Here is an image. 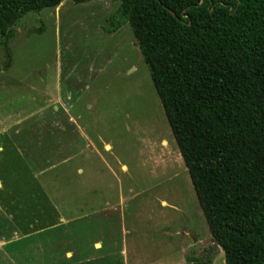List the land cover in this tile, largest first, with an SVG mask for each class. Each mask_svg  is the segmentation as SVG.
I'll return each instance as SVG.
<instances>
[{
    "label": "rangeland",
    "instance_id": "obj_1",
    "mask_svg": "<svg viewBox=\"0 0 264 264\" xmlns=\"http://www.w3.org/2000/svg\"><path fill=\"white\" fill-rule=\"evenodd\" d=\"M118 6L29 12L8 69L0 44V264H226Z\"/></svg>",
    "mask_w": 264,
    "mask_h": 264
},
{
    "label": "trees",
    "instance_id": "obj_2",
    "mask_svg": "<svg viewBox=\"0 0 264 264\" xmlns=\"http://www.w3.org/2000/svg\"><path fill=\"white\" fill-rule=\"evenodd\" d=\"M63 1L0 0L6 69L16 22ZM118 1L105 31L131 25L226 264H264V0Z\"/></svg>",
    "mask_w": 264,
    "mask_h": 264
},
{
    "label": "water",
    "instance_id": "obj_3",
    "mask_svg": "<svg viewBox=\"0 0 264 264\" xmlns=\"http://www.w3.org/2000/svg\"><path fill=\"white\" fill-rule=\"evenodd\" d=\"M172 13H173V10L169 9Z\"/></svg>",
    "mask_w": 264,
    "mask_h": 264
}]
</instances>
